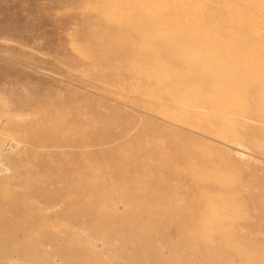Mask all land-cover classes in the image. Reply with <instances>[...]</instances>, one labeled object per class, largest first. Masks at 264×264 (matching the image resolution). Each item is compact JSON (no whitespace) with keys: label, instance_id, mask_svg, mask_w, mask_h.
Segmentation results:
<instances>
[{"label":"rangeland","instance_id":"rangeland-1","mask_svg":"<svg viewBox=\"0 0 264 264\" xmlns=\"http://www.w3.org/2000/svg\"><path fill=\"white\" fill-rule=\"evenodd\" d=\"M5 142L0 264H264V0H0Z\"/></svg>","mask_w":264,"mask_h":264},{"label":"bare ground","instance_id":"bare-ground-1","mask_svg":"<svg viewBox=\"0 0 264 264\" xmlns=\"http://www.w3.org/2000/svg\"><path fill=\"white\" fill-rule=\"evenodd\" d=\"M229 89V88H228ZM199 105V104H198ZM202 109V108H201ZM188 111V110H187ZM189 111H191V110H189ZM194 111V110H193ZM195 111H197V110H195ZM200 111H202V110H199V112ZM231 119H233V118H231ZM18 139H24V138H22V136H19V135H12L11 136V138H10V143L11 144H15V143H17L16 141H18ZM11 144H9V143H7V142H5L4 144H2L1 146H0V148H1V150L3 149V151L5 150V151H9L10 152V150H11V148H12V146H11ZM19 147H20V145H19ZM17 148V147H16ZM15 148V149H16ZM23 148V147H22ZM18 150V149H17ZM13 151V150H12ZM14 151H16V150H14ZM21 151V150H20ZM17 152H19V151H17ZM11 153V152H10ZM15 153V152H14ZM1 164H2V161L0 162V174H1V172H2V167H1ZM37 203V202H36ZM35 203V204H36ZM7 207V208H12V206H11V204H9L8 202H6L5 201V203L2 201V200H0V208H4V207ZM6 225V224H5ZM7 226V225H6ZM2 228V227H1ZM2 229H4V231H5V226H4V228H2ZM8 230V229H7ZM5 232H7V233H5V234H3V236L4 237H6L7 238V240L8 239H10V240H12V241H14L15 242V244L16 245H20V244H18L19 243V241H17L19 238L21 239V238H24V237H26V236H28L29 235V233H30V230H28L27 228H17V226L16 227H14V228H11V230H9V231H5ZM52 236H50L49 238H51ZM53 238V237H52ZM56 238V237H55ZM60 243V242H59ZM9 244V243H8ZM74 248H70V247H68V246H65L64 248H57V250L58 251H65V253H67V252H71V253H69V257H71L72 255V251L71 250H73L74 251V253L75 254H77V253H81V252H83V251H85V248H83V247H80L78 244H75L74 246H73ZM8 249H9V247H8ZM18 250H17V253L18 254H29L30 256L32 255V256H37V255H41L42 254V250L41 249H38V248H34L33 250H28L27 251V249L26 248H23V247H19V248H17ZM6 251V250H5ZM26 254L24 255V256H26ZM71 258H73V256L71 257ZM13 260V259H12ZM25 261H26V259H25ZM35 261V260H34ZM33 261V262H34ZM74 262H73V264H80L78 261H76V260H73ZM11 262V261H10ZM27 262H29V261H27ZM35 263V262H34ZM33 263V264H34ZM46 264V263H45ZM54 264V263H53Z\"/></svg>","mask_w":264,"mask_h":264}]
</instances>
